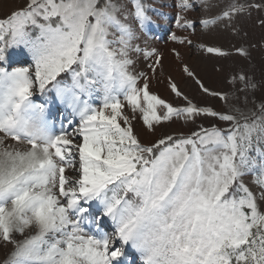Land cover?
<instances>
[{"label":"snow or ice","instance_id":"1","mask_svg":"<svg viewBox=\"0 0 264 264\" xmlns=\"http://www.w3.org/2000/svg\"><path fill=\"white\" fill-rule=\"evenodd\" d=\"M198 6L214 7L178 0V29L250 15L264 0H231L211 18L182 14ZM148 11L145 0H0V247L11 246L3 264H125L129 249L139 264H264V97L243 72L231 77L243 98L226 109L193 103L171 77L184 103L151 91L163 57L138 43ZM170 39L193 45L188 35ZM141 59L151 61L146 70ZM182 71L227 102L189 65ZM35 92H54L78 122L56 131ZM180 121L195 130H164Z\"/></svg>","mask_w":264,"mask_h":264},{"label":"rangeland","instance_id":"2","mask_svg":"<svg viewBox=\"0 0 264 264\" xmlns=\"http://www.w3.org/2000/svg\"><path fill=\"white\" fill-rule=\"evenodd\" d=\"M16 3H22L23 0H15ZM178 0H145L146 5L149 6L148 15L152 18V22L143 28L144 37L138 41L140 46L156 48L162 55V68L156 73V78L152 81L151 91L157 93L161 98L178 106L184 103L180 98L175 97L167 87L168 78L171 77L176 82L180 90L192 100L193 103L200 104L201 106H210L217 110L226 109L231 104L237 103L235 97L243 98L244 93L237 91L243 89V84L239 81L232 82L231 77L241 72L247 73L258 84L254 96L257 101L264 97V24L260 21L264 20V9L251 11V14H244L237 16L232 21L224 20L218 22L217 25L210 26L205 29L199 23L195 30L178 29L175 24V14L179 11L175 7ZM231 0H210L214 7L204 9L203 6H198L196 12L182 13L187 15L188 18L197 19L211 18L223 10ZM252 2V0H249ZM255 3H260L261 0H254ZM215 5H219L215 7ZM235 29V31L233 30ZM172 34L178 36L188 35L189 39L193 40V45L188 47L170 39ZM205 44L206 46H217L223 51L228 53L226 57L209 56L207 53L198 50V45ZM243 47L248 55H240L236 53L235 49ZM180 54L177 58L175 52ZM14 52H19V49H14ZM21 59L18 56H13V61ZM30 59V58H28ZM195 71L202 79L204 85L210 88L213 92L224 93L228 96L227 102L218 97H213L204 94L199 87L195 84L192 78L187 77L182 71L183 64ZM151 63L150 60L141 59L138 62V68L147 69V64ZM12 66H20L18 63H13ZM151 74V73H150ZM101 93L94 92L91 97L93 105L101 103ZM33 102L36 104H47V119L54 122L55 130L59 131L61 125L67 127V120H74L78 122V118H74L68 109L59 100H55V93L42 95L35 92ZM249 100H252V95H249ZM67 118V119H66ZM137 129L141 127L140 122L134 121ZM197 125L203 124L207 126L206 121L198 119ZM76 123H73V127ZM195 130L193 125H184L183 121L172 123L165 131L171 133L185 132ZM7 143H14L7 141ZM108 227L105 231H111V222L108 221ZM17 239L23 237L17 234ZM11 246L8 248L0 247V264H3L6 259L7 253ZM139 264V258L133 250L129 249L125 257V264Z\"/></svg>","mask_w":264,"mask_h":264}]
</instances>
